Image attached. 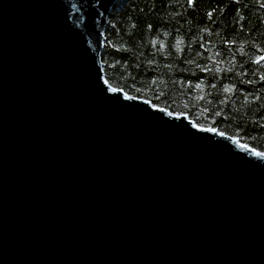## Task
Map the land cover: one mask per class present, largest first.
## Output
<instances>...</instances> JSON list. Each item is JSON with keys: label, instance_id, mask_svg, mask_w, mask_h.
I'll list each match as a JSON object with an SVG mask.
<instances>
[{"label": "water", "instance_id": "1", "mask_svg": "<svg viewBox=\"0 0 264 264\" xmlns=\"http://www.w3.org/2000/svg\"><path fill=\"white\" fill-rule=\"evenodd\" d=\"M116 1L0 0V264H264V153L105 82Z\"/></svg>", "mask_w": 264, "mask_h": 264}, {"label": "trees", "instance_id": "2", "mask_svg": "<svg viewBox=\"0 0 264 264\" xmlns=\"http://www.w3.org/2000/svg\"><path fill=\"white\" fill-rule=\"evenodd\" d=\"M264 0H117L105 82L264 153Z\"/></svg>", "mask_w": 264, "mask_h": 264}, {"label": "snow or ice", "instance_id": "3", "mask_svg": "<svg viewBox=\"0 0 264 264\" xmlns=\"http://www.w3.org/2000/svg\"><path fill=\"white\" fill-rule=\"evenodd\" d=\"M202 131H208L209 129H201Z\"/></svg>", "mask_w": 264, "mask_h": 264}]
</instances>
